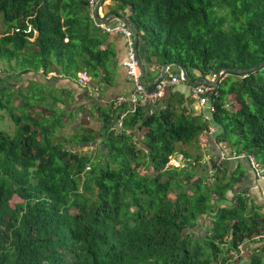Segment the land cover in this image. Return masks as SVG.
Wrapping results in <instances>:
<instances>
[{
  "label": "trees",
  "instance_id": "obj_1",
  "mask_svg": "<svg viewBox=\"0 0 264 264\" xmlns=\"http://www.w3.org/2000/svg\"><path fill=\"white\" fill-rule=\"evenodd\" d=\"M112 1L110 12L129 8L158 66L178 62L197 79L264 60V0ZM107 39L90 0H0L4 76L50 73L18 87L0 77V264H264V210L236 188L243 165L213 160L208 175L200 152L183 148L198 150L207 130L189 91L170 87L152 112L137 106L122 118L127 134L113 103L91 104L96 129L75 120L88 109H70V90L50 87L80 70L109 84ZM213 88L215 141L264 166V66L224 72ZM176 153L194 164L164 169Z\"/></svg>",
  "mask_w": 264,
  "mask_h": 264
},
{
  "label": "built area",
  "instance_id": "obj_2",
  "mask_svg": "<svg viewBox=\"0 0 264 264\" xmlns=\"http://www.w3.org/2000/svg\"><path fill=\"white\" fill-rule=\"evenodd\" d=\"M95 2L96 0H90L92 8ZM100 25L108 32L122 34L126 39V53L122 63L127 71L128 78L133 83V90L129 94L117 95L112 103L114 107L121 109L115 122L116 132H125L129 134L130 130L124 128L122 125V118L127 113L134 111V109L139 105H146L150 107L149 112H152V108L164 100L165 95L170 87L179 83H186L180 72L179 76L165 75L157 82L153 83L152 86H145L140 81V61L134 48V39L131 30L123 22H119L114 25L100 23ZM76 80L86 89L89 96L97 93L98 86L93 83V78L85 70H80L77 72ZM186 85L189 87V94L195 102V109L201 113L203 119L207 121V130L201 133L199 137L200 142L202 141V143H204L210 138L211 142L218 150V156L215 160V164L220 167L221 163L227 158H245L249 162V165L256 176L258 178L264 179V166H262L253 155L248 153H229L227 150H225V148L221 147V145L215 141L214 133L216 132V125L212 118L214 112V102L212 98V95L214 94V85L205 82H200L194 85ZM186 163L194 164V161L181 153H176L169 157V160L165 163L164 169H168L171 166H184ZM260 237L263 236L259 235L256 238ZM238 250L240 254H243L247 251V248H244V246L241 244L238 246Z\"/></svg>",
  "mask_w": 264,
  "mask_h": 264
},
{
  "label": "crops",
  "instance_id": "obj_3",
  "mask_svg": "<svg viewBox=\"0 0 264 264\" xmlns=\"http://www.w3.org/2000/svg\"><path fill=\"white\" fill-rule=\"evenodd\" d=\"M110 1L111 0H103L101 2L98 10L99 17L101 18L105 17L110 12V5H111ZM114 24H116L115 21H112L108 25H114ZM107 33H108L107 44H109L115 51L114 73H113V78L109 84H103L101 87H98L97 93L89 96L88 94L86 95L87 93L86 89L77 82L76 76L72 78L58 76L55 79L56 88H64L66 90H70L73 93L75 103L77 104L74 108L82 105L89 110L88 116L84 118L86 119L85 122H87L89 126L94 127L96 129L100 127V122L97 118V113L95 110H93L91 104L97 103L105 107H108L112 104L114 98L117 95L129 94L133 90V83L128 78L127 71L122 63L126 53V39L120 33L108 32V31ZM137 55L144 64V69H145L144 78L146 82H151L160 74L162 70V65L158 66L148 60L146 53L144 51V47L141 45L140 41L138 45ZM171 68L172 66L167 68L166 75H175L176 70L175 69L171 70ZM210 78L211 79L213 78L212 75ZM180 85L182 87H179ZM173 89L180 90L184 93H188L189 91V87L182 83L174 85ZM167 94L168 93H166V95ZM160 104H162V102L159 103V105ZM78 119L79 117L75 118L76 121H78ZM74 124L76 123H72V126H74ZM199 145H201L200 154L202 155L200 161L205 166H208V168L210 167L212 170L213 160H216L218 156L217 148L211 142L210 138L204 143H202V141L200 142L199 139ZM184 148L191 151V148L186 145ZM223 148H225V146ZM225 150H227L229 153L235 152L234 149H230L229 147L225 148ZM224 164L228 166L230 171L232 169H235L238 164L243 165V167L245 168V177L243 179V182L239 184L236 188L237 189L245 188L246 194L250 199V203L259 205L262 207V210H264V180L256 176V174L250 167L249 162L245 158H227L224 160ZM228 194L231 195V192H229Z\"/></svg>",
  "mask_w": 264,
  "mask_h": 264
},
{
  "label": "water",
  "instance_id": "obj_4",
  "mask_svg": "<svg viewBox=\"0 0 264 264\" xmlns=\"http://www.w3.org/2000/svg\"><path fill=\"white\" fill-rule=\"evenodd\" d=\"M102 1L103 0H97L96 3L93 6V15H94V18H95L96 22L97 23H101V24H109L112 21H115V23L123 22L131 30V32L133 34L134 47H135L136 53H138L139 35H138L137 29L133 26V24L130 22V20L126 16L127 13L129 12V8L126 7L124 9V12L121 13V14H116L114 12H109L105 17L101 18V17H99L98 10H99V6H100ZM110 3L114 4L115 2L111 0ZM139 61H140V68H141L140 81H141V83H143L147 87L152 86L153 83L157 82L161 77L165 76L166 75V70L170 66H177L180 69L181 75H182L185 83L188 84V85H194V84H197V83H200V82H205V83H208V84H212L214 86L217 85V83L219 82V80L221 78V75L224 72H235V73L243 74V73H247V72H250V71H255V70H257V69H259V68L264 66V60H262L258 64L254 65V66H251L249 68H246V69L231 68V67H221L216 72L214 79L210 78L211 74H206V75L201 76V77H199L197 79H192L188 75L187 70H186V68L183 65H181L178 62H174L173 61V62H167V63L163 64L160 74L154 80H152L151 82H146V80L144 78V75H145L144 64H143V62L140 59H139ZM163 102H164V100L162 101V103ZM88 114H89V110H86L85 113L82 114V116H81L82 118H81V121H79V123L86 124L87 122H85L86 119H84V118L87 117ZM76 126H77V124H74V126H72L71 128H74Z\"/></svg>",
  "mask_w": 264,
  "mask_h": 264
},
{
  "label": "rangeland",
  "instance_id": "obj_5",
  "mask_svg": "<svg viewBox=\"0 0 264 264\" xmlns=\"http://www.w3.org/2000/svg\"><path fill=\"white\" fill-rule=\"evenodd\" d=\"M7 65L5 64V63H2L1 62V60H0V77L1 78H5V80H7V79H9V81H10V85L12 86V85H14L15 87H18V86H21V85H23V84H27L26 82L29 80V79H37V80H40V81H45V82H49V81H46V80H48V76H49V74L50 73H48L47 75H46V79H43L42 77H41V75L39 74V73H32V72H30V73H27V74H23V75H11L10 77H7V76H4V75H6V74H8L9 72H7V73H5L4 71H3V68L5 67V68H7L6 67ZM171 70H173V67L171 68ZM213 78L215 77L214 75L212 76ZM7 78V79H6ZM50 87L52 86V88H55V78L54 79H51L50 78ZM93 83H94V80H93ZM179 87H182L181 85L179 86ZM17 103V101H15V104ZM195 103V102H194ZM77 104L75 103V104H73L72 105V107L70 108V109H73L75 106H76ZM74 109H78V107H76V108H74ZM36 110H38V108L36 109ZM78 112H79V110H78ZM80 113V112H79ZM82 114L83 113H80L79 115H77V116H79V118H80V116H82ZM70 122H73V120H71ZM3 126H4V128L6 129V130H8V131H12V129H13V123L10 121V120H8L7 118L3 121ZM71 126L72 125H70V123H69V121H68V123L66 124V127L65 128H63L62 129V131L64 132V133H67V135H69L70 133H71ZM182 147V146H181ZM185 146H183V148H184ZM228 147H231L232 149H234V150H236L237 149V147L236 146H231V145H229L228 144V142L227 143H225V148H228ZM89 147H84L83 149L84 150H87ZM185 149V148H184ZM201 145H199V147H198V150L196 149V148H191V152H192V154H195V153H197V152H201ZM201 162V161H200ZM205 169H206V171L205 172H207V174L208 175H212L213 174V172H212V170H211V168L209 167L208 168V166H205ZM200 171H202V170H200ZM264 173V172H263ZM264 180V179H263ZM248 251H246L245 253H247ZM245 253H243V255L245 256Z\"/></svg>",
  "mask_w": 264,
  "mask_h": 264
}]
</instances>
